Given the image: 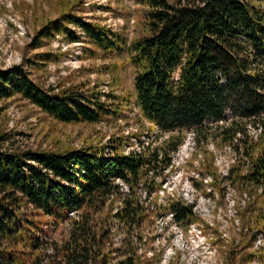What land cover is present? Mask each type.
<instances>
[{"label": "trees", "instance_id": "trees-1", "mask_svg": "<svg viewBox=\"0 0 264 264\" xmlns=\"http://www.w3.org/2000/svg\"><path fill=\"white\" fill-rule=\"evenodd\" d=\"M138 1L148 11L132 39L67 10L37 31L34 44L67 34L91 44L94 55L126 58L136 69L141 128L149 136L158 130L160 141L128 152L122 136L110 145L34 149L5 146L8 135L1 133L0 264H161L163 250L139 252L150 243L146 229L153 216L170 215L184 228L193 222L210 226L180 196L147 201L163 190L165 172L188 133L198 147L213 143L232 151L225 175L213 153L208 172L215 184L224 180L247 194L237 209L241 227L228 244L227 261L253 264L260 257L264 264V244L254 248L264 236V0ZM56 56L38 53L30 64ZM25 65L0 67V99L20 95L64 123L96 124L123 110L114 93L45 87ZM248 127L260 133L252 135ZM27 207L55 225L68 222V236L45 240L41 221L29 218Z\"/></svg>", "mask_w": 264, "mask_h": 264}, {"label": "rangeland", "instance_id": "rangeland-1", "mask_svg": "<svg viewBox=\"0 0 264 264\" xmlns=\"http://www.w3.org/2000/svg\"><path fill=\"white\" fill-rule=\"evenodd\" d=\"M67 10L115 30H124L132 39L142 32L148 8L138 0H0V67L25 63L37 83L56 90L78 85L82 90L95 88L114 93L118 96L116 101L124 103L123 110L96 124L64 123L20 95L0 99V134L8 135L5 146L60 149L87 144L110 145L117 143L120 136L126 152L139 149L142 142L157 144L160 141L158 130L149 136L148 131L141 128L145 119L136 103V69L126 58L94 55L91 44L84 40L74 42L67 34L45 38L43 45L35 46L37 31ZM50 52L57 55L53 60L41 66L30 64L38 59V53ZM104 65H109L112 72H105ZM124 96L128 100H124ZM248 130L255 136L260 133L255 127ZM203 147H198L192 133H188L184 144L174 153V167L165 172L163 190L147 198L151 203L156 196L159 202L169 196H180L193 204L197 214L210 225L193 222L184 228L173 222L170 215L153 216L146 229L150 243L140 246L139 252H145L146 247L163 250L161 264H229L228 244L239 236L241 220L237 209L239 203L245 204L247 194H241L224 180L215 184L208 172L207 157L212 158L213 153L219 173L225 175L233 161L232 151L218 149L213 143ZM142 194L146 198L145 190ZM25 212L29 218L41 221L45 240H63L68 236V222L55 225L50 217L30 207ZM263 237L259 234L255 249L264 244ZM253 264H262V258L256 257Z\"/></svg>", "mask_w": 264, "mask_h": 264}]
</instances>
